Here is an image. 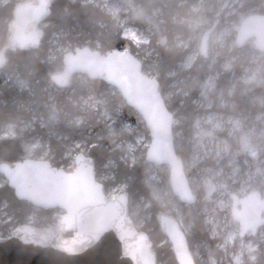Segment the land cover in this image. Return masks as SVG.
<instances>
[{
	"label": "rangeland",
	"instance_id": "obj_1",
	"mask_svg": "<svg viewBox=\"0 0 264 264\" xmlns=\"http://www.w3.org/2000/svg\"><path fill=\"white\" fill-rule=\"evenodd\" d=\"M25 2L26 0H20ZM103 9L113 17L121 29V37L129 41L122 48L130 51L131 45L136 47V55L149 68L147 73L154 79L160 76L157 68L158 57L156 47L152 46V37L155 34L151 25H142V16L132 0H85ZM182 5L181 0H173ZM208 7L200 0L188 13L191 25L187 34L174 33L175 48L185 52L183 60L174 71L166 74L167 81L172 79L164 92L165 100L169 103L178 102L181 106L188 92L182 88V73L191 69L205 68L204 79L198 89V96L192 104L199 111L193 119L188 132L184 129V119L175 118L176 141L179 146L184 145L188 156L185 158V172L189 185L195 196L196 203L188 205L173 194L170 181V165L158 166L151 164L148 170L150 176L148 186L152 187L151 199L142 198L132 206L130 217L137 220L136 227L142 228L146 220L150 221L154 210H157L158 221L164 214L174 216L179 227L186 236L191 237L194 232L193 215L204 220L205 228L210 238L209 243L194 242L191 247L192 256L196 264H253L259 260L263 251L264 226L255 235L249 233L240 237L241 226L233 216L234 203L238 198H245L253 193H261L264 200V87L252 85L249 80L241 85L239 90L240 102L231 101L233 90L221 89L219 78L224 72L233 70L232 52L237 48L238 29L246 12L248 0H208ZM258 6H253L249 15L254 12L264 13V0ZM159 15L161 9L152 11ZM49 22L43 23L46 28ZM187 27V28H188ZM211 33L206 56L201 54L202 39ZM68 34L54 33L49 38L53 44L52 54H65L72 50L73 43L65 40ZM165 43L166 38L163 39ZM94 48L99 51L97 42ZM251 53L253 62L261 63L264 73V54L255 48V39L246 44ZM82 46V45H81ZM84 46V45H83ZM245 46V45H244ZM243 46V47H244ZM242 47V48H243ZM1 49V48H0ZM263 60L262 62H259ZM14 78L17 85L25 87V81L20 75H6ZM79 80L89 83L87 76H78ZM82 96V104L93 110H100L102 117L111 124L114 116L108 110V103L101 94L93 93L90 87ZM24 106V105H23ZM28 109V108H27ZM178 111V110H177ZM141 121H127L124 130L128 137L110 134L112 146L118 151L122 162L131 164L145 156V150L151 145V135L146 133V126ZM2 137H23L28 157L42 148L41 139L31 135V123L22 122L18 128L9 124L3 128ZM66 156L75 165V156L78 153H88L83 143L73 141L67 146ZM42 154V160L49 153L47 146ZM114 162L110 161L103 168L102 179H113ZM6 183L0 178V187ZM123 185L112 188L108 197H116L124 192ZM237 197L235 200L234 197ZM242 208V205L239 206ZM54 211V210H52ZM63 213L56 211L54 219L58 220ZM264 217V213H263ZM33 224L36 215L32 217ZM14 232V231H13ZM9 232L6 235H10ZM1 235L0 236H6Z\"/></svg>",
	"mask_w": 264,
	"mask_h": 264
},
{
	"label": "trees",
	"instance_id": "obj_2",
	"mask_svg": "<svg viewBox=\"0 0 264 264\" xmlns=\"http://www.w3.org/2000/svg\"><path fill=\"white\" fill-rule=\"evenodd\" d=\"M181 1L182 5L178 7V3L173 0H132V3L139 9V15L142 16L141 24L151 25L155 32L151 42L157 50V68L160 70L157 80L160 83L163 96L166 86L172 81V79L167 81L166 74L177 69L185 55L184 51L172 46L174 33L187 34L188 26L191 25L187 12L200 2V0ZM203 1V5L208 7L209 1ZM248 1L246 8L242 9L246 12L244 17L250 14V9L253 6H258L262 2L261 0ZM21 3L24 2L0 0V47L9 43L10 25L14 18L15 8ZM50 8L51 14L46 21L49 24L44 28L45 36L40 47L16 50L9 56L7 65L0 70V163L21 162V160L28 159V150L25 149L23 137L5 138L2 137V134L3 128L9 124L15 125L19 132L22 122L31 123L33 127L31 135L41 139L42 148H37L36 153L29 159L42 160L44 147L47 146L49 153L43 159L50 161L53 167L71 171L73 161L66 156L67 146L74 140L83 143L84 147L88 149L87 154L95 160L96 179L103 184L106 194L112 188L123 185L124 192L129 195L131 213L132 206L136 201L142 198L151 199L153 190L148 186L150 178L148 170L151 164H157L147 159L149 148L145 150V156L140 160L129 165L125 164L118 151L114 150L110 134H118L123 138L128 137L124 125L127 121H141V117L123 101L120 92L105 81L88 78L89 83H85L79 80V75H74L68 86L60 87L54 83L51 79L52 75L61 73L60 71L64 67V54L55 56L52 54L53 44L49 38L54 33L68 34L65 40H70L73 43L72 50L81 48L83 45L94 49L98 42L101 53L114 49L123 50L122 47L129 44V41L121 37V29L113 17L91 2L53 0ZM156 8L161 9L159 15H154L152 12ZM254 13L263 14L262 12ZM164 38H166L165 43H163ZM131 48L130 51L136 55V47L131 45ZM232 58H234L233 70L222 73L218 82L221 89L234 91L231 101L240 102L238 96L241 85L250 80L254 86L258 81H261L258 86L264 87V73H262L261 63L253 62L247 45L243 48L237 46L232 52ZM142 64L147 74L149 68L143 62ZM204 71L205 68L191 69L181 74L183 91L188 92V96L183 98L181 106L178 102L169 103L167 101L168 109L173 111L175 118L184 119L183 127L187 132L192 126L193 119L199 113L192 104V100L198 96V87L204 79ZM17 74L25 81V87L17 85L14 78L5 77ZM88 87L93 93L101 94L108 103V110L114 116V121L111 124L105 121L100 110H93L82 104V96L88 94ZM140 123L146 126L144 122ZM176 130L177 127L174 126L175 135ZM145 132L148 133L147 130ZM175 143L176 153L184 162L188 156L184 149L185 144L179 146L176 137ZM110 161L114 162L112 166L113 179H102L103 167ZM1 177L3 176L1 175ZM56 211L40 210L27 201L18 200L8 183L0 187L1 235L13 232L20 225L29 224L35 215L37 220L34 225L52 226L57 221L54 219ZM156 213L157 210H154L152 220H146L145 225L138 229L148 233L150 241L153 242V250L157 252L158 264H181L173 251L166 230L161 228L163 215L158 221ZM192 217H194L195 229L191 237L187 236L189 250L194 242L207 244L210 241L202 217L198 215ZM134 221L137 224V220ZM253 264H264V248L259 260Z\"/></svg>",
	"mask_w": 264,
	"mask_h": 264
},
{
	"label": "water",
	"instance_id": "obj_3",
	"mask_svg": "<svg viewBox=\"0 0 264 264\" xmlns=\"http://www.w3.org/2000/svg\"><path fill=\"white\" fill-rule=\"evenodd\" d=\"M53 0H26L15 8L14 39L20 48L38 49L45 31L38 27L51 14ZM238 29L237 46L242 48L255 38L256 49L264 54V13L243 18ZM33 25L29 33L25 29ZM211 33L202 39L201 54L206 56ZM5 53L0 52V68ZM61 73L52 75L57 85L68 86L71 76L87 75L90 80L105 81L120 92L126 104L137 112L152 141L147 159L157 165H170V180L175 195L192 205L195 196L185 164L176 153L175 115L167 106L160 83L143 69L140 58L131 51L114 49L101 53L88 46L65 53ZM96 163L85 153L75 156L73 171L53 167L43 159L1 162L2 175L18 200L40 210H60L63 215L52 226L24 224L10 236L0 237V264H158L146 231H140L130 217L127 192L108 197L96 179ZM236 200V196L234 197ZM235 201L233 216L241 226L240 237L257 234L264 226L262 194ZM161 228L171 240L181 264H195L188 239L179 222L168 215L161 217Z\"/></svg>",
	"mask_w": 264,
	"mask_h": 264
},
{
	"label": "flooded vegetation",
	"instance_id": "obj_4",
	"mask_svg": "<svg viewBox=\"0 0 264 264\" xmlns=\"http://www.w3.org/2000/svg\"><path fill=\"white\" fill-rule=\"evenodd\" d=\"M33 2L36 4V3H39V0H33ZM50 15H48L46 18H44V20H43V22L41 23V24H39L38 25V27L40 28V29H42V30H44L43 28H41V25H43V23L45 24L46 23V21H47V18L49 17ZM13 20H14V18H13ZM13 20H12V22H11V25H10V32H11V37H10V40H9V43H6L5 44V46L4 47H0L1 49H0V52H3V53H5V62H4V65L0 68V70L1 69H3L7 64V61H8V58H9V56L12 54V53H14V52H16V50H25V49H30V48H32V46L31 45H28L25 49H22V48H20V43L19 42H17V40H15L14 39V35H15V33H16V27H14L13 26ZM32 24L31 25H29V26H27L26 27V29H25V31H26V33H29L30 32V30L32 29ZM45 31V30H44ZM44 36H45V34H44ZM44 36L42 37V39H41V41L43 40V38H44ZM237 37H238V34H237ZM255 39V38H254ZM250 40H253V39H250ZM249 40V41H250ZM248 41V42H249ZM236 42H237V38H236ZM42 44V43H41ZM32 49H34V48H32ZM65 55V54H64ZM74 76V75H73ZM73 76H71V78L73 77ZM72 79H70V81H71ZM69 81V82H70ZM70 84V83H69ZM183 163V162H182ZM165 165V164H164ZM171 172V171H170ZM185 174H186V172H185ZM170 175V174H169ZM187 175V174H186ZM171 176V175H170ZM188 177V176H187ZM189 180V179H188ZM171 181V180H170ZM172 186V185H171ZM172 190H173V186H172ZM193 192V191H192ZM173 194L175 195V193H174V190H173ZM194 195V194H193ZM176 197H179L180 199H181V196H177L176 195ZM236 199H237V197H236ZM242 198H238L237 200H239V201H237V203H239V206L240 205H242V204H240V200H241ZM182 201V200H181ZM196 203V200H195V202L192 204V205H194ZM166 215V214H165ZM172 217V216H171ZM172 218H174V217H172ZM176 220H177V218H175ZM241 231V230H240ZM172 248H173V246H172Z\"/></svg>",
	"mask_w": 264,
	"mask_h": 264
},
{
	"label": "built area",
	"instance_id": "obj_5",
	"mask_svg": "<svg viewBox=\"0 0 264 264\" xmlns=\"http://www.w3.org/2000/svg\"><path fill=\"white\" fill-rule=\"evenodd\" d=\"M31 222H33V219L31 220Z\"/></svg>",
	"mask_w": 264,
	"mask_h": 264
},
{
	"label": "bare ground",
	"instance_id": "obj_6",
	"mask_svg": "<svg viewBox=\"0 0 264 264\" xmlns=\"http://www.w3.org/2000/svg\"><path fill=\"white\" fill-rule=\"evenodd\" d=\"M87 76V75H86Z\"/></svg>",
	"mask_w": 264,
	"mask_h": 264
}]
</instances>
